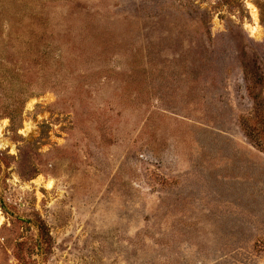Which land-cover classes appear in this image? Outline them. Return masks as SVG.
Masks as SVG:
<instances>
[{"label":"rangeland","instance_id":"1","mask_svg":"<svg viewBox=\"0 0 264 264\" xmlns=\"http://www.w3.org/2000/svg\"><path fill=\"white\" fill-rule=\"evenodd\" d=\"M244 66L264 0H0V264H264Z\"/></svg>","mask_w":264,"mask_h":264},{"label":"trees","instance_id":"2","mask_svg":"<svg viewBox=\"0 0 264 264\" xmlns=\"http://www.w3.org/2000/svg\"><path fill=\"white\" fill-rule=\"evenodd\" d=\"M247 73V68L244 66L243 75L249 110L237 118V125L245 140L258 152L264 154V96L260 92L264 80L259 76L251 81L247 78Z\"/></svg>","mask_w":264,"mask_h":264},{"label":"bare ground","instance_id":"3","mask_svg":"<svg viewBox=\"0 0 264 264\" xmlns=\"http://www.w3.org/2000/svg\"><path fill=\"white\" fill-rule=\"evenodd\" d=\"M249 9L251 10L252 17H253L254 21L256 22V10H255V8L252 7L251 5H249ZM251 32L255 33L256 32V28H251ZM49 186H50V184H49Z\"/></svg>","mask_w":264,"mask_h":264}]
</instances>
